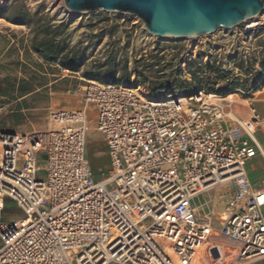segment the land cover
<instances>
[{
  "label": "built area",
  "instance_id": "obj_1",
  "mask_svg": "<svg viewBox=\"0 0 264 264\" xmlns=\"http://www.w3.org/2000/svg\"><path fill=\"white\" fill-rule=\"evenodd\" d=\"M241 94L153 98L95 82L80 108L48 113L50 129L0 131V264L263 263L264 179L249 173L264 118ZM91 128L108 157L100 180ZM222 186L223 211L206 214L217 199H197ZM6 201L19 218L3 220Z\"/></svg>",
  "mask_w": 264,
  "mask_h": 264
},
{
  "label": "rangeland",
  "instance_id": "obj_2",
  "mask_svg": "<svg viewBox=\"0 0 264 264\" xmlns=\"http://www.w3.org/2000/svg\"><path fill=\"white\" fill-rule=\"evenodd\" d=\"M62 2L0 0V131L50 129L48 113L80 108L88 82L138 87L153 98L199 90L221 96L242 93L254 97L257 112L264 113V97L256 93L264 81V10L249 23L193 39L138 41L144 24L135 16L95 11L78 15L74 23L60 18ZM45 39L59 43L66 59L47 63L37 55L32 45ZM62 62L77 72L64 69ZM87 113L94 117L93 110ZM85 154L95 179L104 178L109 171L106 146L93 128ZM225 191L226 186L215 188L196 204L217 199L205 211L215 216L223 211L225 196H219ZM4 208V221L21 216L11 201Z\"/></svg>",
  "mask_w": 264,
  "mask_h": 264
},
{
  "label": "water",
  "instance_id": "obj_3",
  "mask_svg": "<svg viewBox=\"0 0 264 264\" xmlns=\"http://www.w3.org/2000/svg\"><path fill=\"white\" fill-rule=\"evenodd\" d=\"M72 13L130 14L153 37L175 41L228 30L260 16L264 0H63Z\"/></svg>",
  "mask_w": 264,
  "mask_h": 264
},
{
  "label": "trees",
  "instance_id": "obj_4",
  "mask_svg": "<svg viewBox=\"0 0 264 264\" xmlns=\"http://www.w3.org/2000/svg\"><path fill=\"white\" fill-rule=\"evenodd\" d=\"M32 50L42 59H44V61H46L47 63L60 62L62 60H65L67 56L64 55V48L61 47L59 43L54 42L53 39H45L34 43L32 45ZM79 56L80 54L79 52H77V54H75V58H78ZM61 66L64 67V69H69L72 72H77L76 66H68L66 63L63 62L61 63ZM206 92L211 93L209 91Z\"/></svg>",
  "mask_w": 264,
  "mask_h": 264
},
{
  "label": "bare ground",
  "instance_id": "obj_5",
  "mask_svg": "<svg viewBox=\"0 0 264 264\" xmlns=\"http://www.w3.org/2000/svg\"><path fill=\"white\" fill-rule=\"evenodd\" d=\"M8 0H2V3H6ZM58 8V7H57ZM59 10H60V12H61V15H60V18L61 19H66V20H69V21H72V22H74V23H76V21H77V16L78 15H82L83 13H72V12H70V11H68L66 8H65V6H64V1L60 4V7H59ZM262 14H263V12H262ZM261 14V15H262ZM251 21V20H250ZM250 21H246V22H250ZM147 38H153V36H151L147 31H146V29H145V27L143 28V31H142V34L139 36V38H138V41H144V40H146ZM160 39H163V38H160ZM171 40V39H170ZM244 55L245 56H247V51H246V49H244ZM89 84H95V82H88ZM232 97V99H234V97L235 96H233V95H227V99H228V97Z\"/></svg>",
  "mask_w": 264,
  "mask_h": 264
},
{
  "label": "crops",
  "instance_id": "obj_6",
  "mask_svg": "<svg viewBox=\"0 0 264 264\" xmlns=\"http://www.w3.org/2000/svg\"><path fill=\"white\" fill-rule=\"evenodd\" d=\"M264 118V113H258ZM253 170L249 173V181L251 184H256L258 181L264 179V160L257 158L253 162Z\"/></svg>",
  "mask_w": 264,
  "mask_h": 264
}]
</instances>
